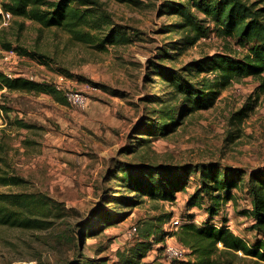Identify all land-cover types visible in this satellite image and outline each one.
<instances>
[{"label":"rangeland","instance_id":"1","mask_svg":"<svg viewBox=\"0 0 264 264\" xmlns=\"http://www.w3.org/2000/svg\"><path fill=\"white\" fill-rule=\"evenodd\" d=\"M102 1L117 23L130 27L133 42L99 50L73 40L57 26L44 27L25 17L12 16L8 25H0V49L10 42L29 54L15 49L17 57L9 61L0 54V70L53 85L63 76L66 89L80 90L89 99L86 108L79 109L49 93L0 90V107L9 109H3L0 117V169L25 179L0 185V191L40 193L51 208L42 210L41 217L51 222L49 227L0 224V264H67L87 258L104 264H121L123 258L128 261L123 264H186L195 258L188 249L180 259L165 254L163 247L167 241L178 242L176 235H166L159 243L152 236L140 258L145 240L140 229L163 218L164 229L171 231L174 217L183 223L190 215L202 224L208 219L202 206H190L184 192L173 201L139 196L115 172L136 164L177 169L216 161L247 178L264 168L262 78L234 81L220 90L211 107L187 114L165 134L156 132L155 124L152 132L144 127L156 116L154 109L165 104L158 99L169 93L164 80L153 72L155 64L182 69L215 52L243 56L247 50L214 32L187 45L181 29L169 30V25L176 26V15L162 14L157 6ZM0 19L1 24L2 14ZM163 49L170 56L163 58ZM17 118L30 126H21ZM192 176L198 184V175ZM247 207L245 195L234 191L224 213L231 228L253 244L258 238L243 214ZM223 264L264 261L238 252L225 255Z\"/></svg>","mask_w":264,"mask_h":264},{"label":"trees","instance_id":"2","mask_svg":"<svg viewBox=\"0 0 264 264\" xmlns=\"http://www.w3.org/2000/svg\"><path fill=\"white\" fill-rule=\"evenodd\" d=\"M112 1L134 7L157 6L162 14L176 15V26L174 28L169 25V30L181 29L187 45L209 37L214 32L234 39L247 50L243 56H235L226 51L215 52L190 61L182 69L155 64L153 72L164 80L169 93L166 99L156 97L165 104L154 109L156 116L145 123L144 127L148 131L155 124L156 132L165 134L169 127L176 125L187 114L211 107L220 90L234 81L248 76L262 78L264 81V0ZM0 4L13 17H25L44 27L57 26L69 33L73 40L99 50H105L110 45L129 44L135 40L129 34L130 27L117 23L107 3L102 0H0ZM4 46L5 49H16L10 42H5ZM16 50L21 55L28 54L26 50ZM162 52L163 58L170 56L168 49H163ZM208 74H213V77ZM4 87L9 91L49 93L61 102L65 99L63 93L51 83L24 76L10 78L0 71V89ZM112 93L115 94L114 91ZM178 102L181 107H178ZM1 108L9 111L4 106ZM16 121L21 126H30L23 119L17 118ZM192 173L198 175V184L191 181ZM115 175L139 196L148 195L173 201L179 192L189 194V205L202 206L208 214V219L202 224H197L193 215H190L176 231L164 229L163 218H159L158 223L147 222V226L140 229L141 237L145 239L141 243L140 258L145 256L148 240L152 236H155L154 242L159 243L166 235H176L178 242L195 257L186 264H223L225 255H235L238 252L264 261V168L252 171L245 178L240 171L231 167L224 168L216 161L199 164L195 168L187 164L177 169L172 165L136 164L128 168L121 166ZM23 181L25 179L20 175L0 169V185L20 184ZM190 187L193 188L192 192H189ZM233 190L245 195L248 201L243 214L250 221V229L258 238L253 244L228 225L229 219L224 212L227 202L233 197ZM48 204V200L43 199L40 193L0 191V224L49 227L51 222L41 219L44 209L47 212L51 210ZM32 214L37 215V219ZM124 262L128 261L123 258L120 263ZM67 264H104V261L87 258Z\"/></svg>","mask_w":264,"mask_h":264},{"label":"built area","instance_id":"3","mask_svg":"<svg viewBox=\"0 0 264 264\" xmlns=\"http://www.w3.org/2000/svg\"><path fill=\"white\" fill-rule=\"evenodd\" d=\"M0 12L3 15V19H2L0 25H8V23L12 17V14L10 12L2 9L1 5H0ZM0 54L2 56V59L5 61L13 60L17 57L14 48H12V49H0ZM0 71L3 72L5 75H7L10 78L16 77V73H13L11 71H8V70H4V71L0 70ZM63 81H64V77L63 76L59 77V80L54 85V87L63 93L67 103L69 105L76 107V108H79V109L86 108V106L88 105V102H89L88 96L85 93H83L82 91L77 90V89H71V88L66 89L63 86V83H64ZM4 89H5V87L0 89V90H4ZM1 115H3V109L0 107V117H1ZM171 224H172L171 231L173 229L176 230L179 227V225L181 224L180 218L174 217L171 221ZM132 230H133L132 233H134L137 230V227L133 226ZM164 249H165V254L168 258L180 259L181 257H183V254H184V251L186 248L182 244H179L174 239V241H167L165 246H164Z\"/></svg>","mask_w":264,"mask_h":264},{"label":"crops","instance_id":"4","mask_svg":"<svg viewBox=\"0 0 264 264\" xmlns=\"http://www.w3.org/2000/svg\"><path fill=\"white\" fill-rule=\"evenodd\" d=\"M226 210H227V208H226ZM226 212V211H225Z\"/></svg>","mask_w":264,"mask_h":264}]
</instances>
